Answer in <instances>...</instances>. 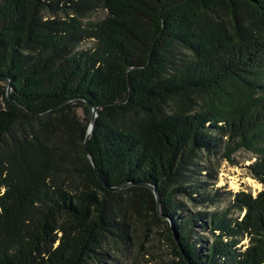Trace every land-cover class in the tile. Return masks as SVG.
<instances>
[{
	"label": "trees",
	"instance_id": "obj_1",
	"mask_svg": "<svg viewBox=\"0 0 264 264\" xmlns=\"http://www.w3.org/2000/svg\"><path fill=\"white\" fill-rule=\"evenodd\" d=\"M64 1L74 15L0 0V264H104L161 222L182 264H264V189L238 195L239 221L176 200L218 141L264 183V0Z\"/></svg>",
	"mask_w": 264,
	"mask_h": 264
},
{
	"label": "rangeland",
	"instance_id": "obj_2",
	"mask_svg": "<svg viewBox=\"0 0 264 264\" xmlns=\"http://www.w3.org/2000/svg\"><path fill=\"white\" fill-rule=\"evenodd\" d=\"M46 1L47 6L43 12L45 17H65L67 13L74 15L64 0ZM105 15V10H97L87 12L82 19L100 20ZM93 44V40L86 39L80 47ZM224 152L222 142L218 141L217 145L211 144L209 149L204 148L199 154L192 166V181L184 185L187 188L185 191L176 193V200L180 203L178 211L183 216L201 214L204 220H209L214 213H220L228 220L239 221L245 217L247 209L238 200V195L246 193L257 196L264 189V183L252 172L251 165L257 158L251 151L238 149L231 154V158ZM206 223L205 227L197 229L195 237L201 236L203 242L210 243L215 238L214 232L217 234L219 230H213L209 222ZM170 224L174 231L171 221ZM165 227L164 222L146 230L137 225L131 231L125 247L119 252L111 253L104 264H182L168 240ZM237 238V246L245 250L250 243L249 234L245 233Z\"/></svg>",
	"mask_w": 264,
	"mask_h": 264
},
{
	"label": "water",
	"instance_id": "obj_3",
	"mask_svg": "<svg viewBox=\"0 0 264 264\" xmlns=\"http://www.w3.org/2000/svg\"><path fill=\"white\" fill-rule=\"evenodd\" d=\"M11 89H12V86H11V84H9V86H8V94H9V95H10ZM83 99L87 102V104H88V106H89V108H90V110H91V114H92L91 122H90L89 127H88L87 136H86V138H85V146L87 147V142H88L89 136H90V134L93 132V129H94V125H95L96 117H97V114H98V113H97L98 108H97V106H95L93 103H91L88 99H86V98H83ZM87 153H88L89 157L91 158V161H92L93 164H94L93 158H92V156H91L90 151H89L88 148H87ZM102 181H103V180H102ZM103 182H104V181H103ZM104 184H105L108 188L113 189V190H119V189H121V188H123V187L126 186V184H122L121 186H112V187H111V186H109V185H108L107 183H105V182H104ZM144 184H145L146 186L150 187V188L153 190L154 194L156 195L157 203L159 204V202H160V192H159V189L157 188V186H156V185H153V184H151V183H148V182H145ZM173 236H174V238H175V240H176V243L178 244V247H179L180 251H181L182 254H183V257L187 260V257H186V255H185L184 252H183L182 245H181L179 239L176 237L174 231H173ZM189 264H191V263L189 262Z\"/></svg>",
	"mask_w": 264,
	"mask_h": 264
}]
</instances>
